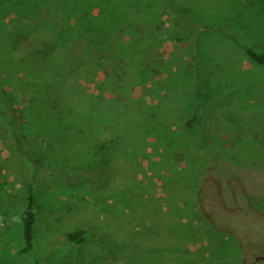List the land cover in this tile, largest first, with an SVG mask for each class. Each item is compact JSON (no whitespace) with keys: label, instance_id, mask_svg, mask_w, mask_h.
Segmentation results:
<instances>
[{"label":"rangeland","instance_id":"obj_1","mask_svg":"<svg viewBox=\"0 0 264 264\" xmlns=\"http://www.w3.org/2000/svg\"><path fill=\"white\" fill-rule=\"evenodd\" d=\"M127 1L108 7L106 0L0 2V264H264V65L248 54V48L264 52V0H166L176 3L146 18L151 28L160 22L175 32L170 36L163 29L165 41L147 36L137 52L142 65L154 72L179 69L184 83L177 90L167 83V72L157 73L166 86L150 88L154 80L146 81L148 89L138 91L141 96L131 102L139 100L145 108L152 103L166 110L179 107L180 132L151 142L145 131L149 126L138 130L133 125H144L142 116L116 114L115 123L124 125L116 124L113 136L111 129L107 134L116 138L109 146L112 166L94 145L87 152L78 143L84 133L78 115L90 114L97 105L103 108L94 96L87 90L73 94L69 103L77 114L67 112L62 124L56 122L54 115L62 114L52 104V93H44L36 81L58 69L55 56L47 53L54 60L38 71L27 67L42 62L37 58L8 59L24 50L12 51L23 42L26 49L54 53L52 44L61 42V30L67 37L90 33V23L105 12L116 13L119 3L134 17L153 2ZM124 24L106 29L127 34ZM106 35L103 29L94 34V46L97 37L101 42L111 37ZM90 37L83 41L90 43ZM106 55L110 57L103 66L114 72V53ZM86 82L93 84L92 77ZM199 86L206 92L201 97L203 124L190 128L186 122L199 114ZM174 91L191 99L189 105H182L181 98L176 102ZM100 109L96 112L103 113ZM73 122L70 129L66 123ZM104 130L85 133L83 144ZM180 136L183 143H176ZM31 183L35 236L32 248L22 252V215ZM168 210L171 225L188 237L171 243L174 255L161 247L166 245ZM153 224L160 234L152 232ZM75 228L86 231L85 243L69 242L68 233ZM119 243L128 244L124 253H118ZM138 250L148 254L140 256ZM159 250L162 254L154 257Z\"/></svg>","mask_w":264,"mask_h":264},{"label":"trees","instance_id":"obj_2","mask_svg":"<svg viewBox=\"0 0 264 264\" xmlns=\"http://www.w3.org/2000/svg\"><path fill=\"white\" fill-rule=\"evenodd\" d=\"M1 1L2 0H0V2ZM106 1H108L106 2L108 4L107 7L110 6L111 2H128L127 0ZM120 3L118 4L119 6L115 8L116 13L113 14V11L108 13L105 12L103 18H100L101 20L96 19L97 21H92L90 23V29H92L90 33H73L71 35L68 34L67 37V34L65 36L61 30V33L58 34V37H62L61 42H54V46L52 44V47L54 49L56 48L54 53L53 49L51 51H37L32 49V47L26 49L27 44L23 42L17 45L16 48H13L12 51L14 52L18 48H20L21 50L22 48H24V50L20 54H17L15 57L12 55L10 56V58H8L11 60H24L26 57L32 56V58H34V61L37 58V61L41 60L42 62L39 61L41 63H37L36 66H34V64H31L27 67H32V69L38 71L37 69H39L41 66L47 65L45 63V61H47L48 63L49 60L46 58L47 53L50 56L52 54V57L55 56V61L53 65H56L58 69L53 67L50 71L51 74L48 76L38 75L36 81L38 82L37 87L43 88L44 93L45 90H49V92L52 93L53 97H50L53 99L52 104H56L55 108L60 112L57 113L62 114V116L54 115L56 122L62 124V120L66 119L62 117H66L67 112L76 113L69 103V97H71L73 94L87 90L88 94L94 96L95 102L97 101L98 104L100 103L103 108L100 109V105H97L96 107L98 108H91L90 114L78 115L77 118L84 129V133L80 135L78 143L80 144L79 146L83 148V151L85 150L87 152L90 151V148L88 146L90 144L94 145V150H96L97 153H100V151H102L105 155L104 157L108 159L107 164L111 166L112 163L110 153H112L113 151H109V146L111 144L113 145V142L116 141V138L112 137V133H114L115 131L113 130V128L117 124L114 120L116 119L115 115L127 113L129 116L133 112H136L140 117L142 116L141 119H143L142 123H144V125H140L139 122L134 123L133 125H138L136 126L138 130H140V128L142 127H145V125L149 126V128L146 127L145 131H147L151 142H155L152 139H157L159 136L162 137L163 141L172 139L173 137H175V132H180L179 129L176 128L178 119L179 117L181 118L180 114L182 112L179 107L171 106L166 110L160 107V103H152L150 106H148L149 108H145L143 107V105L139 104L143 102H139V100H136V102L132 103L131 99L136 96H141L142 89H148L146 81L154 80V82L151 83L150 88L154 87L157 84L166 86L164 83H159L160 77L157 73L163 75L167 72L170 76H168V82H166L173 83L172 87L177 88V90L180 86V83H184L179 79V69H161L159 70V72H154V70H149L147 67L142 65L143 63L145 64V61L143 57L137 53L141 49H144V42L147 36H155L156 39L160 41H165L162 36V33H160L163 29H165L167 34L169 35L175 32V27H163V24L160 22L157 23L153 28H151V26L146 24L151 21L150 19L146 18L151 14H162L164 6L169 5L171 7V5L175 4L176 2L172 1L171 4H167L166 0H153V2L146 3L145 6L147 7L143 11H141V13L139 12L138 16L134 17H131L129 15L130 13L128 11H125L124 7L122 6L123 4ZM38 6L41 5L39 4ZM139 22L143 23L139 24ZM118 23L121 24V27L122 24L125 23L123 25L124 31L129 30V33L131 34L127 33L121 35V32L117 29L118 27L113 28L117 29L118 33L112 32L114 35H112V33H108L106 29L107 26L115 24L117 25ZM33 25L34 23L31 22L30 26L35 27ZM60 28H63V25L60 26ZM101 29L106 30L108 34L106 36H109L111 34V37H108L107 40L104 42H101L100 37H97L99 38V40L97 39V44L99 47L94 46L92 42V39L94 38L93 36L94 34L98 33ZM66 30L67 27L65 25L64 31ZM78 34L82 35L80 36ZM85 36H91L89 39L90 43L83 41ZM63 37H67L65 38V41H63ZM108 40L109 42L106 43ZM128 40L130 43H126V41ZM115 44L117 45V47H115ZM107 52L114 53L113 57L116 58L113 59L116 60L117 63V67L114 72L104 68L103 66V60L105 59L106 61H108V57H110L106 55ZM248 54L256 63L264 65V52L258 53L252 50L251 48H248ZM53 60L54 59L51 58L48 64L52 63ZM192 61H194L193 58L192 60H190L189 63V67H191V69L193 68ZM104 63L107 64L105 61ZM68 64H74V66L70 67L68 66ZM185 67L190 73L189 67ZM87 76L92 77L93 84L86 82ZM161 85L159 86L160 93ZM199 89V97L197 100L198 105L196 106V109L198 110L199 114L195 115V117L191 118L186 122V124L190 128H193L196 124H203L202 114L204 113V111L202 110L203 100L201 97H206V92L204 87L199 86ZM138 91L141 94L138 93ZM168 95H170V93H168ZM171 96L176 100V102H178V99L181 98L179 91H174ZM186 99L181 98L182 105H189L191 99ZM58 107L61 108V111L58 109ZM98 109H100L103 113L96 112ZM144 118L146 119L145 121ZM168 118H173L174 120L171 122L172 119L168 121ZM66 125L69 126L70 129L75 127L74 122L71 123V125L69 123H66ZM117 125L121 127L124 125V122L122 125ZM97 127H101L106 131L104 130V132L101 134L96 133L95 138L92 141H89V144L85 146L83 144L84 135L91 134L90 132L92 131V129ZM110 129L112 131V136L108 137L107 134L110 133ZM87 132L89 133L85 134ZM101 135H104V137L99 140L98 137H100ZM178 139H180L181 141H178ZM176 143H183L182 136L176 138ZM36 162L40 164L39 160H37ZM118 175L120 174L118 173ZM169 211L170 210H168V213L167 211L164 212L166 218L170 223H167V225H165L163 228L165 230L164 232L166 245L161 247H165L166 250L164 251H166L167 254L171 253L170 255H174L177 254V250L176 247L171 246V243L175 241L177 242L181 239H186L188 237H181L182 233L184 232L179 233L178 231H176L177 228H174V225H171L173 223V220L171 215L169 214ZM22 219L24 224V239L26 244L21 249V251L26 252L32 248L33 239L35 236L36 211L33 183H31L28 188L27 205L24 209ZM157 227L158 225L153 224V226H151V228L153 229L152 232L155 234H160L161 232L158 231L159 229ZM178 233L180 237L178 236ZM191 238L193 240L195 239L193 237ZM68 240L73 244L85 243L87 241L86 231L84 229L75 228L68 233ZM145 245L147 246L146 243L144 244V246ZM149 246L157 247L155 245ZM127 247H129L127 243H119L118 253H124ZM157 248L159 249L160 246ZM138 251L140 256L148 254V252H142L140 250ZM158 252L154 254V257L159 258L160 254H162V250H159ZM154 263H156V261Z\"/></svg>","mask_w":264,"mask_h":264}]
</instances>
